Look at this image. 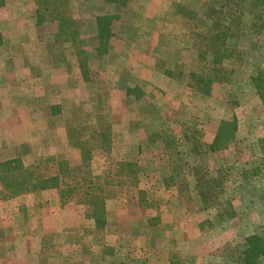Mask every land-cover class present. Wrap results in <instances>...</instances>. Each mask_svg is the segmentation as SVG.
Returning <instances> with one entry per match:
<instances>
[{"label": "rangeland", "instance_id": "1", "mask_svg": "<svg viewBox=\"0 0 264 264\" xmlns=\"http://www.w3.org/2000/svg\"><path fill=\"white\" fill-rule=\"evenodd\" d=\"M210 1L132 0L126 9L100 1L72 2V15L89 56L90 81L84 82L72 56L55 60L48 52L53 27L49 23L35 25L32 0H0V161L21 158L28 164L37 155H53L76 163L78 152L66 147L65 120L76 103H82L87 112L99 106L112 124L113 160L138 163L142 170L139 188L149 191V198L158 204V211L144 216L145 220H159L154 230L145 231L149 252L192 255L198 264H242L240 251L246 238H264V155L259 149L264 107L251 82L264 70V31L252 33L250 17H244L228 41L230 47L243 49V61L233 65L231 80L214 86L209 95L164 76L158 62L164 61L170 68L182 63L185 71L198 68L194 57L184 51L192 44L184 16L192 10L202 18ZM103 14H118L120 19L114 24L109 53L98 57L92 36L95 17ZM234 118L237 131L227 150L199 156L190 153L183 139L186 126L211 143L220 122ZM177 164L192 199L179 205L173 197L175 189L164 191L162 183ZM92 166L100 175L108 169L109 161L96 156ZM195 167L208 177L219 176L220 199L231 203L232 219L210 228L208 221L215 219V210L196 207ZM54 195L56 191L42 193L48 201ZM125 198L130 206L137 205L134 193ZM33 203L32 195L0 202V227L5 232L0 264H40L46 257L48 264H68L65 254L74 255L76 250L66 247L64 239H55V248L41 257L43 244L35 259L23 256L25 248L19 241L29 236L32 225L17 221L19 211L15 208L28 207L33 216L38 212ZM70 207L74 205L62 210ZM80 208L85 216V209ZM87 228L89 222L84 219L79 228L70 229ZM103 232L106 234V228ZM82 233L76 235L78 239ZM91 244L97 245L91 236L76 244L82 256L69 264H87Z\"/></svg>", "mask_w": 264, "mask_h": 264}, {"label": "trees", "instance_id": "2", "mask_svg": "<svg viewBox=\"0 0 264 264\" xmlns=\"http://www.w3.org/2000/svg\"><path fill=\"white\" fill-rule=\"evenodd\" d=\"M76 0H32L35 12V25L49 23L53 27L47 50L57 60L67 54L77 61L81 78L90 81L89 56L82 45L77 19L72 15L71 4ZM100 1L126 9L132 0H83ZM250 17L249 29L252 33L264 31V0H211L202 14V18L192 10L185 13L184 28L192 41L191 47L184 50L194 57L198 68L185 71L183 64L172 66L161 63L162 73L169 79L182 81L195 92L209 95L214 86L228 83L234 74L235 63L243 61L244 51L232 48L228 41ZM120 15L103 14L95 17V32L92 36L93 51L102 57L109 53L115 37L114 24ZM2 37L0 35V46ZM59 62V61H58ZM252 85L264 107V70L251 78ZM126 89V94L128 93ZM58 108V107H56ZM66 147L76 150L79 160L72 163L67 159H58L53 155H37L31 163L25 164L21 158L0 161V202L32 195L33 208H45L48 200L42 197L45 191H56L60 208L81 206L85 209V219L89 228L84 230H65L64 242L79 244L85 236H91L97 244L104 243V230L108 226L106 202L109 199L126 197L129 193L136 196L137 205L145 209L158 210V204L150 197L149 191L140 189L141 167L136 162L115 161L112 158V124L107 115L98 106L94 112H87L82 103H76L65 120ZM237 121H221L211 143H205L201 134L188 126L184 128L183 139L189 144L190 153L199 156L205 153H217L228 149L234 141ZM259 149L264 155V136L259 140ZM96 156H103L109 161L108 169L97 175L92 163ZM171 166V174L163 178L164 191L174 188L173 197L178 205L192 202L190 190L179 168ZM195 187L198 192L196 207L199 210H215V219L208 221L210 228L222 224L234 217V209L228 201H221L223 193L219 176L208 177L199 167L192 170ZM32 215L28 207H19L17 221L28 224ZM159 223L157 217L142 220L137 225L140 234L153 229ZM142 229L144 231H142ZM77 230V231H76ZM138 231V232H139ZM147 231V232H148ZM77 238V234H80ZM154 233V231H153ZM85 235V236H83ZM5 232L0 227V246L4 242ZM53 235H44L40 257L55 246ZM242 264H264V238L251 235L246 238V245L240 251ZM47 259V257H46ZM40 264H48V259ZM169 264H198L194 256L170 254Z\"/></svg>", "mask_w": 264, "mask_h": 264}, {"label": "crops", "instance_id": "3", "mask_svg": "<svg viewBox=\"0 0 264 264\" xmlns=\"http://www.w3.org/2000/svg\"><path fill=\"white\" fill-rule=\"evenodd\" d=\"M134 66L132 65L133 68ZM156 76H160V73ZM74 207L62 210L59 207L57 195H54L52 200L48 201L47 207L38 208V212L33 213L30 219L31 232L28 237L19 241L25 248L23 254L25 259H35L42 247L44 235H53L56 237L55 239H63L65 230L81 226L82 220L85 219L84 211L81 210V206ZM15 210L19 211V207ZM106 210L108 226L104 243L94 246L91 244V260L87 264H143L144 262L146 264L149 262L150 264H169L168 252L162 251L160 255L149 252L147 235L140 234L137 229L138 223L145 220L146 212L158 210L155 208L145 209L138 205L130 206L125 197L107 200ZM66 247L76 250L73 251L74 255L65 254L68 264L71 260H75L74 258H81L82 253L79 254L76 244H68Z\"/></svg>", "mask_w": 264, "mask_h": 264}]
</instances>
